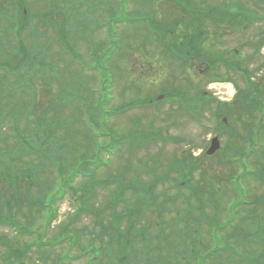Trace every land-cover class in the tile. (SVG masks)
Segmentation results:
<instances>
[{"label": "rangeland", "instance_id": "rangeland-1", "mask_svg": "<svg viewBox=\"0 0 264 264\" xmlns=\"http://www.w3.org/2000/svg\"><path fill=\"white\" fill-rule=\"evenodd\" d=\"M127 1L128 2L125 3L126 6H124L123 0H118L119 8L117 10L114 9L113 12L109 9L108 0L104 2L105 6L101 3L98 10L96 9L93 13V18H95V16L98 17L97 22L93 20L92 26H89L88 28L89 30L91 29L93 38L92 43H100L101 32L104 33L105 31H101L102 29L98 31L95 27L101 26L103 23L104 20L102 13L104 9L109 10V12L104 11V15L106 16L105 23L108 25V30L111 35L110 51L118 48L112 47L114 44H117L118 41H120L122 50L120 53H117L116 56L112 57L109 64L113 68H111V70H104L107 83L110 81L112 76L113 84L111 85V93L104 96L105 99L111 96V99L107 101V104L103 102V110L101 109L99 112H94L93 110L88 111L89 109L85 108L86 111L83 110L80 113L81 115H74L77 117V119H74L75 126L77 128L75 129V131H77V136L80 138L83 136L89 138L88 144L83 145L84 141H82L81 144L79 143V153H84L78 155L81 157H90L89 152L85 155V150H89L91 154L90 158H92V156L95 157L97 148L95 149L93 144L98 143L101 146L108 142L106 137L93 138L89 131H86L88 129V125H83L79 122L81 118H86V114L89 113L90 115H94L95 120L98 122L97 125L100 124L99 129L102 130V133L105 135H109L110 133L111 137H115L116 134H119L125 138L130 134H137L134 133L137 130L144 131L146 133V130L144 129L146 127V129H152L150 132L158 134L160 137L150 141L149 144L155 145L135 150H129V145L124 144L123 148H121L118 153H115L113 157H110L109 166L106 168H99L94 175V179L97 182L92 185L94 189L90 191L92 193L93 199L91 200V203L94 204V210H91V214L87 216L80 215L73 222V224L68 227V229L67 221H70V218L76 214V198H73L74 195L72 191L67 188L68 185L72 187V185L68 183L67 179H60V181H57L55 185L53 184L52 190L43 200L39 211L36 209L38 208V205H36L35 209L28 208L27 203L21 200V198H23V194H21L19 198H16L20 211L16 215L13 212L12 217L15 220L14 224L26 233H16L13 228L1 225L0 251L2 252V248L3 246L5 247V245L16 246L21 250L25 249L28 256L25 259L26 264H41V261L38 262L41 252L38 253L37 251H41L43 248L41 246L45 245L42 243L62 239L63 236H60V234L64 229L67 230L64 236L66 237L65 241L70 240L72 243L70 247L73 248L69 250V243L63 244L62 246L55 247V253L73 257L70 256V254L73 255V253H79V244L81 247H86V245L92 240V233H100L99 228L96 225L97 220L102 222L104 226H107L108 223L113 220V215L111 214L110 206L107 204V200L109 194L116 191V184H112V182L107 183L106 180L111 178L112 175L119 176L124 165L127 168L132 167L129 173L125 176V180L129 179V181L127 180V183H131L137 175H139L138 178L143 182H151L154 177L163 175L171 163L180 162L186 151V159H189V151H192V156L196 157L202 152V150H205L208 147L209 142L213 137H218L220 141V149L215 153L209 162H206V167L204 165L200 166L202 168V172L200 171V175H194V178L196 177L198 180L204 179L207 183L212 180L216 193H218V197H220L221 202L224 205H227L228 203L231 204L234 201L236 202L239 200L253 201L255 203L256 197L258 198L264 193V185H261L259 182L254 183L255 178L252 176L246 177V179L240 178L238 179V182L233 180V182L238 185L239 189L242 188V196L237 195L238 193L236 190H234V188L227 182V180H229V178L234 174H236V176H241L240 173L242 172V169L239 165L237 166L232 162L234 155L239 151H244L242 154L236 155L237 157L235 158H238L239 155L243 156L248 151L246 147L243 146L242 150H240L239 148L241 147L237 145V140L236 142H234L235 139L230 141L227 140L226 136H229L228 131L221 125L220 116L215 119L214 111L216 105L219 104L217 102L231 103L233 101L230 111H232L231 113L233 116H236L238 113H235L237 110L234 104L236 101L239 102L241 100V96L244 97L243 94H246L243 92H246L249 88L247 80L250 79L251 82L257 83L263 78L264 82V54L260 51L263 46H261V40L264 38V0H246V7L253 10L257 17L256 22L258 24H255L252 27H250L251 25L246 27H242L241 25L238 28H231L227 30L224 29L223 26L215 28L210 21L207 23V30H211L212 33L217 30L222 31V36L220 35V37L216 40L213 39L211 42L207 43L209 45L207 48L209 49L212 47L215 52L218 51L217 55L219 57L221 54L220 51L224 49V51L222 50L221 61L217 64L211 63L208 69H206V66L204 65V63L208 60L207 56H209V54L207 53H204V57L201 56L199 59L194 58L192 60L189 59V55H187L188 53L186 54L188 58L182 57L180 59L169 55L170 50L177 47H171L174 43H181L183 47L179 45L178 48L184 52V43L188 41V35L194 30L193 27H189L188 19L192 20L195 16L194 14H182L180 7L173 1L170 3L164 2L163 4H161L159 0ZM202 1L204 0H193L194 3L199 4L198 8L200 7L201 11H204L206 9V4L202 3ZM9 2L11 3V0H9ZM28 2L31 6L37 3L39 7H41V9L33 8V12L45 13V11L54 12V10H57L58 8L64 9V2L66 4H70L72 0H41V4L36 0H28ZM84 2H93V0H84ZM219 2H221V0H208V6H213ZM110 4L118 5L114 2V0H110ZM77 6L79 9L76 10V12L85 13L89 11L88 5H81V7L80 5ZM70 13L71 8H66L65 14L69 16ZM200 18L202 23L204 16L201 15ZM181 19L186 20L185 23L178 26L176 25L177 27L174 26V24ZM60 20L61 16L59 15L56 18V22L61 23ZM117 20H124V23L115 26V21ZM189 23L191 24L192 22ZM202 24L205 25V21H203ZM43 25L38 31L41 34V32L46 28L47 36L39 37V41L41 42L39 45L45 47L47 43L44 39L50 38L51 41L46 49L47 54L52 57L53 55L56 56L62 47H59L53 40L52 36L54 33L52 28ZM155 25L160 26L154 27ZM173 30L175 31L173 32ZM77 31L78 29L76 28L73 34ZM25 35H27L28 41L26 47L30 48L31 41L28 38V32H26ZM70 37L73 41H68V44L74 51L72 53L74 55H79L77 62L79 63L78 67H80V65L82 66L83 58L90 60L89 48L91 47L87 46V41L81 35H79V37L72 36V33L69 32L67 38ZM165 37V40H168L169 43L163 41V38ZM218 42H220V44H218ZM257 47L260 52H256ZM14 48L16 49L15 43ZM35 48L38 49L40 47ZM228 51H239L238 53L240 54L236 57L235 55L228 54ZM99 56H101V53ZM61 58L60 67L63 69L67 68L65 72L66 74L68 71L72 74V70L73 73H80L84 82H86L89 87L91 86L92 89L97 90L100 79H91L92 77L88 78L89 73L79 70L80 68L75 66V64L66 63L70 60V58L73 60V56H71L70 53L64 52ZM43 61L45 62L46 60ZM88 62L91 64L90 61ZM233 65H238V70L233 68ZM208 71V76H204V72ZM23 72V69H20V76L23 75ZM99 72L96 71V74L93 73V76L99 75ZM36 73L37 76L41 78V73L39 71H36ZM72 77L73 76H68L67 80L69 81ZM9 79L14 81L17 77L15 76L11 78L10 76ZM215 79L218 80L215 81ZM224 79H228L230 82L221 81ZM55 81L50 83L49 80L44 78L42 82L40 80L35 83L36 100L33 106L43 108L47 105L46 102L50 101V99L46 97V93L44 91L48 88H50V94L55 96V98L57 93L64 91V86L60 84L61 81H59V83ZM5 82L8 83L9 81L5 80ZM7 85H9V83ZM171 88L176 90L178 93L187 94L195 105H191L189 107L185 105L186 102H181L180 100L179 101L181 103L179 101L173 102L169 97L162 98L158 102L154 101L149 105H146L145 103L141 104L140 102L131 104L134 99L136 101V98L141 99L150 96L154 97L160 91H168ZM77 91L80 92L81 90L77 87ZM198 92L206 93V97H208L209 100L201 101L200 104H196L195 97L198 96ZM96 97L100 100L99 94H97ZM85 98H87V95L83 93L82 96H80V100H72L71 105L67 107L65 111L71 112V110L78 105L84 107ZM89 98L91 99L87 101L90 105H92V107H94L96 105V99L93 97ZM150 98H148V100ZM259 98L262 100L264 96L261 95ZM22 99L23 102L27 101L30 104L34 101L31 98L24 99L21 96V99L19 100ZM23 102L18 104L15 102L18 108L15 110L16 112L21 109ZM0 104L3 103L0 102ZM8 104L9 107L12 105L9 101ZM118 106H120V110H117L119 112H117L115 108ZM195 106L196 108L194 110H188L194 108ZM108 111L111 113L106 116L104 112ZM250 112V115H253L256 119L259 117L258 112L253 109V106L250 108ZM4 114L6 113L4 112ZM104 118H107V122H104ZM134 120H137L136 122L141 127L137 124L135 129H133ZM239 123L240 120L238 121L236 118H232L230 124L231 126H236L238 128ZM92 129L96 130L95 128ZM238 130L243 133L242 128H238ZM59 132L60 131L57 133ZM259 141L264 143V141ZM102 156L106 157V154H103ZM78 159L80 158L75 157L71 160V162L76 165L78 164ZM36 160L37 158L33 154H30L29 157L24 159L25 162H33ZM154 161L161 164L160 168L158 167V171H153L152 169V163ZM245 162L246 164L249 163L251 165L255 163L253 158H247ZM142 164L144 165L143 167L141 166ZM43 167L46 171V175L41 177L42 182L45 180H47V182H52L55 169H51L52 166H50L49 162H45ZM144 167H148L151 174L141 176L139 172L141 171V168ZM222 173L224 174V179L218 183L216 181L217 178H219L217 175ZM173 175L174 174H170V177ZM175 177H177V175H174L173 178ZM171 179L172 178H170V180ZM62 181H67V183H62ZM86 182H88L86 178L78 177L75 180L74 187L80 188V186L85 185ZM10 183L13 184V181ZM171 183V181H168L158 185L155 193L160 196H174L175 191ZM0 185H2L3 188L6 186L1 183ZM35 190V188L32 190L33 196L37 197ZM9 191V188L6 186V191H4L5 194L2 198L3 200L11 197ZM59 191H61L60 193H63L64 195H59L58 198L52 201V195H56ZM131 194V191H129L127 195L130 196ZM48 204L50 205L49 208L47 207ZM247 207L252 208L253 205H249ZM255 209L258 211H264V208L260 203L256 205ZM0 211L1 217L4 219L3 221H7V217L9 216L7 208L5 207L4 210L0 209ZM237 212L239 213V216L234 217L233 221L235 223L239 221L240 216L242 215L241 209ZM28 213L30 214L28 217L31 220H26L23 217ZM167 213L170 214L168 216L169 220L172 219L173 215H176V211ZM149 214L150 213H148L149 217L144 219V223L146 224V222H151L152 226H150V230L152 233H156L155 228L157 227L154 225L157 218L154 216L152 217ZM209 214H211L210 211ZM226 214V212L225 214H222V219H224ZM258 219L259 217L257 215L256 220H251L250 224L255 223ZM125 225L126 219L124 218L122 226ZM85 227L87 228L85 229ZM205 233H207V229H205ZM101 236L103 235H99V237ZM77 240L78 246L76 247ZM99 240L100 239L98 238L97 241ZM101 240H103V242L106 241V239L104 240L103 238ZM43 249H45V253L43 254H47L49 259L52 261L53 254L50 251L54 250V248ZM248 255L249 254L246 256ZM70 264L84 263L82 261H74Z\"/></svg>", "mask_w": 264, "mask_h": 264}, {"label": "trees", "instance_id": "trees-1", "mask_svg": "<svg viewBox=\"0 0 264 264\" xmlns=\"http://www.w3.org/2000/svg\"><path fill=\"white\" fill-rule=\"evenodd\" d=\"M211 12L217 18H222L223 25L233 24L239 20L251 23L257 19L255 12L246 7L241 0H225L219 10ZM263 40L264 38L261 41ZM247 83L249 88L243 92L246 94H243L244 97L241 96V100L234 104L237 110L235 113L238 114L233 116L231 108L227 106H223L220 113L227 115L230 123L232 118H236L249 126L245 134L239 136L241 141L253 140V134H258V140L264 141V98L262 100L259 98L261 95L264 96V82L261 79L257 83L247 80ZM54 102L56 101H52L41 110V128L45 131L43 133L45 142H41V145L49 144V151L55 148V145L51 143L54 140L56 128L53 117L63 115V112L55 109L57 104L54 105ZM252 106L263 116V121L259 124L261 127L257 129L251 128L257 124L256 118L250 115ZM48 118L52 119L48 121ZM2 130L0 127V135L3 133ZM55 142L57 143L56 140ZM116 143L117 141L114 140L111 145L116 147ZM15 148H0V174L2 172L5 175L4 183L7 186H10L7 179L13 173ZM110 148L112 146L108 149ZM250 150L255 160L254 176L264 181V143H254L250 146ZM105 151L108 150L105 149ZM243 152L241 151L240 154ZM49 156L47 154V157ZM201 162L198 158H189L187 164L182 165L180 162L172 165L173 172L178 174L172 179L174 196H160L155 193L157 183L163 182L160 178L145 184H139L138 181L129 184L127 188L133 191L132 197L124 196L126 187L110 194L108 203L113 220L107 226L97 221L100 233H92L88 248L81 249L79 256H88L86 264H264L263 217L258 216L259 219L254 226L252 224L251 228L250 221L257 211L254 208H244V214L238 222L232 221L235 216L233 215V218L230 216L224 224L222 221V214L225 212L224 204L213 188V181L210 180L209 184L204 179H194L195 174H200ZM30 175L27 173L22 177L26 186H23L25 191L31 189V182L36 183L35 180L29 179ZM216 181L219 183L220 179L217 178ZM51 186L48 183L44 188L41 183V188H38L41 189V194H45ZM203 187L206 190H203ZM258 199L256 198V201ZM260 199H262L261 204H264V194ZM84 201L85 199L81 200V212L86 209ZM175 211L176 215L169 220L170 214L167 212ZM229 211L233 213V206L229 207ZM148 213L157 218L154 225L158 228H155L156 233L150 230L151 222L144 223V219L149 217ZM124 218L126 225L122 226ZM99 235L103 236L99 237ZM98 238L100 240L95 241ZM102 238L106 241L103 242ZM39 252H41L39 258L41 264H68L67 261L62 262L59 259V254H53L51 261L47 254H43L45 253L43 248ZM247 254L249 255L246 256ZM0 257L1 264H24V259L28 256L24 250L16 246L5 245Z\"/></svg>", "mask_w": 264, "mask_h": 264}, {"label": "water", "instance_id": "water-1", "mask_svg": "<svg viewBox=\"0 0 264 264\" xmlns=\"http://www.w3.org/2000/svg\"><path fill=\"white\" fill-rule=\"evenodd\" d=\"M218 148V143L216 140H213L211 143V148L208 151V154H212Z\"/></svg>", "mask_w": 264, "mask_h": 264}]
</instances>
